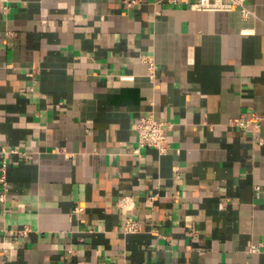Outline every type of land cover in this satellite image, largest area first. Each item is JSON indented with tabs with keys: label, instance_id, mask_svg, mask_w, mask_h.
I'll use <instances>...</instances> for the list:
<instances>
[{
	"label": "crops",
	"instance_id": "crops-1",
	"mask_svg": "<svg viewBox=\"0 0 264 264\" xmlns=\"http://www.w3.org/2000/svg\"><path fill=\"white\" fill-rule=\"evenodd\" d=\"M192 2L0 0V264H264V0Z\"/></svg>",
	"mask_w": 264,
	"mask_h": 264
},
{
	"label": "built area",
	"instance_id": "built-area-1",
	"mask_svg": "<svg viewBox=\"0 0 264 264\" xmlns=\"http://www.w3.org/2000/svg\"><path fill=\"white\" fill-rule=\"evenodd\" d=\"M177 1V0H171ZM192 5L196 8L202 9H233L238 8L243 16L249 17L253 14V10L247 5L246 0H193ZM149 62L151 73L154 74L157 70V64L150 58H145ZM255 118H259L257 115ZM234 124L247 127L252 125V118H244L242 116L235 117L232 119ZM255 125H259L255 123ZM136 135H137V146L134 148V152L140 153L144 147H155L160 152H165L169 146V139L167 135V125L162 119H158L153 110L143 113L139 116L136 122ZM7 153H20L18 148H10ZM9 162L4 161L0 167V183L5 188L9 187L7 178ZM2 194V199H3ZM138 223L132 219H128L125 224L127 230L133 231L138 228ZM20 232L24 235L28 233V227L20 229Z\"/></svg>",
	"mask_w": 264,
	"mask_h": 264
}]
</instances>
